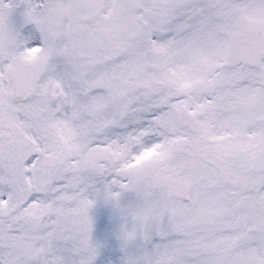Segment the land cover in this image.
Masks as SVG:
<instances>
[{"label": "snow or ice", "instance_id": "1", "mask_svg": "<svg viewBox=\"0 0 264 264\" xmlns=\"http://www.w3.org/2000/svg\"><path fill=\"white\" fill-rule=\"evenodd\" d=\"M0 264H264V0H0Z\"/></svg>", "mask_w": 264, "mask_h": 264}]
</instances>
